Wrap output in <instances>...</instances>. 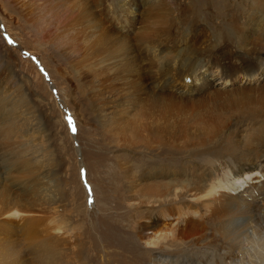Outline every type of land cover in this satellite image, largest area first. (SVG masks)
I'll use <instances>...</instances> for the list:
<instances>
[{
	"label": "rangeland",
	"instance_id": "rangeland-1",
	"mask_svg": "<svg viewBox=\"0 0 264 264\" xmlns=\"http://www.w3.org/2000/svg\"><path fill=\"white\" fill-rule=\"evenodd\" d=\"M166 1L161 0L170 12L156 16L145 11L149 4H134V13L118 16L110 10L111 0H0V40L10 53L0 47V130L16 128L15 135L0 137V171L11 176L0 182V190L7 184L20 198L32 190L22 197L32 199L30 205L24 202L37 216L33 250L54 233L53 212L69 218L82 251L95 233L93 241H102L111 219L125 227V212L130 221L141 222L147 214L141 193L148 185L173 180L166 173L191 159L203 164L204 156L194 158V153L231 142L250 122L247 103L264 90V51L245 53L250 47L245 45L240 57L247 54L248 62L237 57L243 47L238 33L245 26L234 16L240 13L238 0H201L199 8L197 0ZM74 10L97 13L96 25L90 17L66 20ZM242 10L252 14L251 6ZM142 27L155 33L149 51L133 38ZM125 31L128 41L121 37ZM193 65L195 73L183 77ZM254 116L262 118L261 113ZM130 119L139 126L127 133ZM172 145L183 153L172 152ZM157 168L166 169L165 174ZM2 233L0 238L7 232ZM77 241L68 237L63 248ZM26 242L18 240L20 264L41 262L44 256L30 253ZM0 255V264H8ZM92 259L89 263L98 264Z\"/></svg>",
	"mask_w": 264,
	"mask_h": 264
},
{
	"label": "bare ground",
	"instance_id": "bare-ground-1",
	"mask_svg": "<svg viewBox=\"0 0 264 264\" xmlns=\"http://www.w3.org/2000/svg\"><path fill=\"white\" fill-rule=\"evenodd\" d=\"M197 1L199 8L203 3L201 0ZM113 2L115 4L111 6L110 10H113V13L116 10L114 14L118 16H122L126 12L127 16L128 11H133L134 4L142 7H146L145 5L149 4L144 10L156 14V16L161 12H170L165 7L168 5L167 1L165 6L161 0H111V3ZM207 2L211 4L212 1L207 0ZM238 4H240V6L238 5L240 13L234 16L242 19L245 26L243 31L238 33V35L243 34V36H237L243 46L242 48L239 47V50L237 49V57L241 56L240 54L246 46L250 47L244 50L245 53L247 51L252 53L253 50L257 52L264 51L263 33L258 35L259 32H264V0H238ZM250 6L252 14L246 12L247 10H242L245 8L249 9ZM92 12L81 14L70 12L71 16H67L66 20L70 19V22L76 21V16L90 17L93 24L96 25L95 18L97 13L92 14ZM66 24V26L70 25V28H72L71 24L68 22ZM63 25L61 26L63 27ZM143 28L138 33L136 32L137 34L133 38H136L135 42L137 44L141 43L139 46L143 45L149 51L151 48L147 44L151 39L155 38L153 35L155 33L148 29L143 30ZM125 32H127L126 35L120 34L122 38H127L123 40L128 41L130 34H128L129 31ZM75 36L72 38L77 42L80 38H78V34H75ZM250 39L255 41L254 45ZM17 40L19 41L18 38ZM238 43L236 44L238 45ZM0 47H5L4 52L10 55L8 47L2 39L0 40ZM85 47L89 48L88 45H85ZM86 53L91 58V50L86 49ZM246 55L244 54L240 57L244 64L248 62V58L246 59L248 56ZM256 59L259 60V57L256 56ZM176 60L177 58L173 57L171 63L175 65ZM180 61L178 64L186 63L185 59ZM91 67L94 68V63L91 64ZM87 69L90 70L88 64L86 65ZM194 69L193 65L191 70L189 72L186 71L187 73L185 72L182 76H190L191 73H195L191 72ZM99 76L96 75V77ZM180 82L182 84V78ZM247 105L250 107V112L248 113L250 122L238 133L237 138L235 137L229 143L220 144L209 153L206 152L204 154L201 151L194 153L192 156L194 158L204 156L203 164H199L190 158L192 163L189 162V165L181 163L180 165H183V167L180 169L177 167L178 169L166 173V175H173V180L164 181L165 183L162 181L163 183L155 186L148 185L141 193L143 195L142 203L145 211H147V214L141 217V222L139 220L136 222V220L134 222L137 226H133L134 222L130 221L131 215L129 212H125V218L129 222H127L125 227H121L120 223L118 224L117 222L116 224L115 222L111 223V219L106 227L107 232L101 233L102 241L101 239L93 241V238L96 237L95 233V237L91 236L90 238L89 248L87 247L84 251L81 250L79 234L75 231V227L69 225V218L67 219L63 214L58 217L56 212H53L50 217L54 233H49L45 239V244L33 250V225H35L34 222L37 216L35 215L36 217H34L31 210L32 207L29 206L32 199H28L29 205L24 202L28 201L24 199L26 195L31 194L29 193L31 189L25 190V196L22 194L24 196L23 199L22 196L20 198L16 195L17 192L14 194L13 192L15 191L11 190L10 187L8 188L6 184L7 188L4 187L0 190V203H2L0 207V231L3 232L2 234L7 232L5 237L0 238V254L4 255L8 264H20L22 253L20 254L19 248L22 247H18L20 244L18 240H25V242L27 241L25 245L30 248V251L33 250L30 253L33 252V254L40 257L44 256L41 262L35 264H58V260L60 261L59 264H92L89 263L91 256L93 258L92 261H96L98 264H148V262L151 264H264V90H260L259 96L250 97ZM260 113L262 118L256 120L254 115ZM138 126L137 121L130 119L127 121V133L137 129ZM15 131V126L10 125L0 130V137L4 139L13 136V134H16ZM201 144L205 145L204 142ZM172 147L174 148V150L173 148L170 149L173 150L172 152L176 154L178 152L183 153L175 145H172ZM5 167L8 168L7 166ZM157 169L165 174L166 169ZM8 176L4 177L2 171H0V182L8 181V178H11V176ZM22 183L27 185L25 182ZM2 184L0 183L1 188ZM29 198H31V195ZM150 210H155V215ZM66 216L69 217V214ZM159 220H170L171 222L163 226L164 223L163 225H158ZM133 229L135 230L134 235L131 232ZM150 232L153 234L149 235ZM72 236L78 240L77 244L73 245L71 249L63 248L65 241ZM41 238L40 240L42 241ZM60 240L61 244L58 242ZM57 245L60 247H58L59 251ZM139 246H141L140 250ZM67 251H71V253L67 254ZM86 256L87 260H85Z\"/></svg>",
	"mask_w": 264,
	"mask_h": 264
},
{
	"label": "snow or ice",
	"instance_id": "snow-or-ice-1",
	"mask_svg": "<svg viewBox=\"0 0 264 264\" xmlns=\"http://www.w3.org/2000/svg\"><path fill=\"white\" fill-rule=\"evenodd\" d=\"M11 43V41H9ZM73 131H75V129H73Z\"/></svg>",
	"mask_w": 264,
	"mask_h": 264
}]
</instances>
